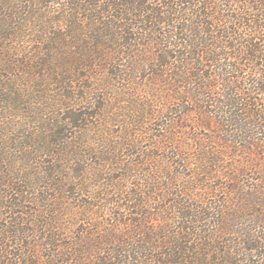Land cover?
<instances>
[{
	"label": "trees",
	"instance_id": "obj_1",
	"mask_svg": "<svg viewBox=\"0 0 264 264\" xmlns=\"http://www.w3.org/2000/svg\"><path fill=\"white\" fill-rule=\"evenodd\" d=\"M0 264H264V0H0Z\"/></svg>",
	"mask_w": 264,
	"mask_h": 264
},
{
	"label": "rangeland",
	"instance_id": "obj_2",
	"mask_svg": "<svg viewBox=\"0 0 264 264\" xmlns=\"http://www.w3.org/2000/svg\"><path fill=\"white\" fill-rule=\"evenodd\" d=\"M26 107L24 105H17L15 109L12 112V119L14 120L17 124L15 131L12 132V134H7L9 138L15 137L19 138L22 141V138L26 136V134L29 132L33 134H40L41 130L43 128L44 122H46L44 119H47L48 114L44 111H42L39 114L36 113H31L29 112L28 109H25ZM39 132V133H38ZM10 133V132H9ZM18 161V160H17ZM18 168L26 169L24 164H22L20 161L16 162ZM21 163V164H20ZM80 200V196L78 197ZM84 199V197H82Z\"/></svg>",
	"mask_w": 264,
	"mask_h": 264
}]
</instances>
